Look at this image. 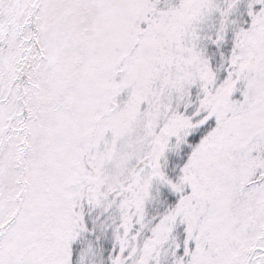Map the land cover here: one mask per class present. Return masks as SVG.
<instances>
[{
  "label": "snow or ice",
  "instance_id": "1",
  "mask_svg": "<svg viewBox=\"0 0 264 264\" xmlns=\"http://www.w3.org/2000/svg\"><path fill=\"white\" fill-rule=\"evenodd\" d=\"M0 264H264V0H0Z\"/></svg>",
  "mask_w": 264,
  "mask_h": 264
}]
</instances>
